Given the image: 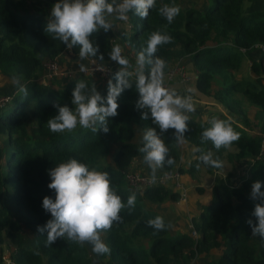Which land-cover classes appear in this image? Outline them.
<instances>
[{"label":"trees","instance_id":"obj_1","mask_svg":"<svg viewBox=\"0 0 264 264\" xmlns=\"http://www.w3.org/2000/svg\"><path fill=\"white\" fill-rule=\"evenodd\" d=\"M204 1V6L199 8L196 0H156L147 19L139 18L134 12L128 13L127 21L111 16L116 22L115 39L112 38L123 52H128V56L123 55L133 64L129 69L132 87L117 98L118 115L107 118V133L99 124L95 133L79 125L71 132L53 133L47 125L58 114L53 105L74 108L71 98L78 80H84L89 88L94 85L106 97L108 81L115 83L114 74L120 70L108 55L113 42L103 30L90 37L94 45H99L97 57L92 58L99 60L98 56L103 54L102 62L110 69L107 78L101 77L103 84L92 79V74L78 70L45 80L41 77L44 59H60L68 48L45 31L49 15L34 9L31 0H0V75L15 89L13 93L5 92L7 99L0 105V136L5 137L7 146L5 160L0 162V264H5L2 260L5 246L9 249L8 264H98L100 261L103 264H195L198 255H205L204 264H264V239L252 235L258 221L251 213L259 201L250 198L253 182L261 181L264 191V142L261 143L264 8L245 5L252 0H201V3ZM164 4L180 7L171 24L159 13ZM156 30L172 38L171 43L159 46L156 53L166 61L164 72L173 63L187 58L195 69L192 80L195 91L216 100L225 109L210 111L205 117L189 116L183 147L177 144L173 129L162 135L174 163L168 165L166 157L164 166L157 170H176L180 176L196 178L203 167L214 176L208 202L191 213L194 235L183 225L172 226L176 215L173 207L167 213L160 208L164 202L180 200L177 190L159 182L129 186L122 173L144 155L139 151L143 131L155 127L150 119L143 120V110L136 108L139 94L135 88V60ZM69 50L73 58L75 54L77 57L78 46ZM151 59L154 61L155 57ZM242 59L247 60L249 70L244 76L237 74ZM71 67L67 65L64 69ZM151 67L148 63L144 65L146 75ZM14 75L27 88V96L13 86ZM249 107L255 109L254 122L247 115ZM213 117L231 122L240 134V139L227 149L216 150L211 142H201V134ZM197 147L211 150L213 158L221 162L227 161L230 170L221 173L220 168L202 163L200 153L195 151ZM73 158L90 169L107 172L111 187L125 204L129 195L136 194L134 209H122V219L100 233L110 248L109 254L98 256L91 244L76 243L66 237L48 245L47 232L37 231L38 225L42 227L51 219L42 207L43 198H55L54 190L48 188L51 182L48 170ZM236 166L239 167L237 182L232 180ZM194 189L198 193L202 191L200 186ZM157 216L170 227L161 231L148 227L147 221ZM249 219L252 225L247 223ZM24 228L31 231L29 236L24 235Z\"/></svg>","mask_w":264,"mask_h":264},{"label":"clouds","instance_id":"obj_2","mask_svg":"<svg viewBox=\"0 0 264 264\" xmlns=\"http://www.w3.org/2000/svg\"><path fill=\"white\" fill-rule=\"evenodd\" d=\"M156 6V0H58L47 18L45 31L53 34L54 39L60 40L68 49L79 47V59L97 57L99 45H94L90 37L103 29L108 32L113 24L107 18L115 16L121 21L128 20V13L134 12L141 19H147L149 12ZM159 13L168 24H171L180 13L178 5L164 4L159 8ZM172 38L159 30L153 31L147 40L146 47L137 53L135 60V88L139 94L136 108L142 111L143 120H151L155 127L147 128L142 134L143 161L151 169V178L156 179L158 168H162L167 158V164L172 165L174 159L169 156V148L162 139L163 133L169 129L174 130L177 144L184 143V135L189 131V115L196 108L191 95H179L174 89L164 86V69L166 61L156 56L158 47L171 43ZM110 60L120 66L114 74L115 83L108 81L106 97L97 91L96 87L89 85L84 80H78L72 91L71 104L60 106L54 104L57 115L47 121L48 128L53 133L71 132L77 125L84 129L97 132L98 127L107 133V118L118 115L117 98L125 90L132 87L129 77L133 67L130 60L122 55V48L114 44L109 52ZM155 57L154 61L153 58ZM103 61V54L98 56ZM152 67L146 75L144 65ZM79 71L86 72L83 63L79 64ZM12 83L25 96L27 88L21 84L18 76H13ZM87 90V91H86ZM157 128L159 132H157ZM240 139V134L234 130L231 122L216 117L211 118L210 126L201 134V142H211L216 150L229 148ZM200 161L212 168H221L222 162L213 158L211 150L204 151L197 147ZM50 183L48 188L54 190L55 198L45 196L42 207L50 213L44 226H37L40 233L47 232L46 243L53 244L58 238H67L70 241L92 246L96 255L110 253V248L101 238V232L112 228L114 222L120 221L121 210L127 207L134 209L136 194L127 197L126 204L111 187L109 174L104 171L90 169L85 163L73 158L67 162L59 163L48 170ZM250 198L255 203L251 215L255 216L258 224L253 226L252 235H259L264 239V191L262 182L255 181L251 185ZM252 225V220L247 221ZM147 226L155 231L164 230L166 225L160 216L147 221Z\"/></svg>","mask_w":264,"mask_h":264},{"label":"rangeland","instance_id":"obj_3","mask_svg":"<svg viewBox=\"0 0 264 264\" xmlns=\"http://www.w3.org/2000/svg\"><path fill=\"white\" fill-rule=\"evenodd\" d=\"M31 1L33 3V8L36 9L41 14H43L44 16L46 15L47 17H48V15H50L51 8L55 4V3L54 4H48V3H45L43 0H31ZM196 2L197 3L199 2L200 4L198 5V7L202 8L206 1L201 3V0H196ZM245 5L250 7V8H252V9L264 8V0H252V2L245 3ZM110 17L111 16H109L107 18L112 22L113 27H112L111 30H109L108 32H104V33L109 38H111V40L113 42V45H114V44H117L116 40H113V38L115 39V37H113V32H114V30L116 28V22L113 21ZM101 30H103V29H101ZM66 50H67L66 52L62 53V58L60 57L61 59L59 61V68L62 69V70H65L64 67L66 65H69V66H72L71 67L72 72L74 70H78L79 71V67L78 66H79L80 63H83L86 66V68H87L89 66H92L91 62H95V61L102 62L100 60H95L92 57H89V58L81 61L79 59V53H78L77 57H76V54H75L74 58H73V54L68 52L69 51L68 49H66ZM123 50L124 49L122 48V55H123V53H125L128 56V52H123ZM67 62H69V64H67ZM110 63H113V62H110ZM114 63H116V62H114ZM180 63L182 65H184L185 72L190 73L191 77H193L192 76V69H191L192 68V64L190 63V60H187V58H186V59L180 61ZM248 71L249 70L247 69V60L246 59H242L241 65H240V68L237 71V74L244 76V75H246L248 73ZM99 76H100V74H98L97 72H92V77L91 78L92 79L100 78ZM103 78H107V77H103ZM178 78H180V80L182 82H184L181 77H178ZM263 80H264V78H263ZM189 82H192V80H190ZM58 83L61 84L62 82L59 81ZM55 85H57V84H55ZM1 89H4V90H1ZM14 90L15 89H14V87H12V84L4 76L0 75V91L4 92V93H0V105L3 104V102L5 100V97H6L5 92L13 93ZM191 94H192V97H193V103H194L195 108H196L195 112H197L198 109L206 110L208 108H210V111L211 110L212 111H216V110L225 111V109L218 102H216V100L212 99L209 96H203V95L199 94L198 92L195 91L193 86H192V92L190 93V95ZM195 95L200 96V98H195ZM195 112L190 113L189 116H195L196 115V114H194ZM254 112H255L254 108H250V107L247 108V115H248L249 119L252 122L255 121V119L253 118ZM207 115H209V114L207 113ZM254 131H256V128L253 129V132ZM6 148H7V146H6L5 137L4 136H0V162L1 163H3L4 160H5L4 156L6 154ZM262 148H264V147L262 146ZM228 168H229V163L226 161V162H222V167L219 170H220L221 173H225L228 170H230ZM238 170H239V167L236 166V169H234V171H235L234 176H232V180H234L236 182L238 181V179L236 178V176H237L236 173H237ZM146 173H150L151 174V172H146ZM212 179H213V175L211 173L210 174L207 173L204 170L203 167L199 170V178L197 179L198 182H201L203 184H210L211 185ZM180 226L183 227L182 225H180ZM23 232H24L25 236H29L31 234V231L29 229H27V228H24ZM8 250L9 249H7V247L5 246L4 250H3V258H2V260H4L3 262L5 264L9 263V260H7L8 259ZM211 255H213V253H211ZM211 255L208 254V256L207 255L206 256L209 258V257H211ZM205 258H206L205 255H198L196 257L197 260L195 261V264H204ZM98 264H103V263H101V261H100V262H98Z\"/></svg>","mask_w":264,"mask_h":264},{"label":"crops","instance_id":"obj_4","mask_svg":"<svg viewBox=\"0 0 264 264\" xmlns=\"http://www.w3.org/2000/svg\"><path fill=\"white\" fill-rule=\"evenodd\" d=\"M68 52H70V50ZM60 57L62 58V55H60ZM60 59L57 58L58 62L60 61ZM67 64H69V62H67ZM191 69H192V74H194L195 73L194 67L192 66ZM95 79L98 80V82H100V84L104 83L102 78L101 79L95 78ZM192 84H193L192 82H189V83L188 82H182L180 80V78H178V76H175V78L171 82L169 89L170 90L174 89L181 96L190 95V93L192 92ZM191 96H192V94H191ZM195 98H200V96L195 95ZM209 112H210V108H208L206 110L198 109V111L194 113L196 115L192 116V117H198V118L199 117H205V115ZM222 112H224V111H222ZM186 114L189 115L190 113H186ZM183 145L184 144H181L182 147H183ZM132 166L135 169H138L140 172H142L146 175H151L150 173H146V172H151V169L143 161V156L137 157L134 160ZM228 169H230V168H228ZM161 173H163V171L157 170L156 176L161 174ZM198 178H199V175L196 178H190L186 175H181L179 178V182H180V185L184 188L185 198L174 201V202H164L162 204V206L160 207L162 209V211L165 213H167L169 211V208L173 207V209H175L174 211H175L176 215H175V218L173 219L174 224H172V226L173 227H175V226L180 227V224H181L184 226L185 230L189 231L190 234H191V225H190L191 213H195L197 211L198 207L201 204L208 202V200L210 198V184H203L201 182H198L197 181ZM169 185H170V189H175L177 191L179 190V188L177 186H174L171 183ZM196 186H200L202 188V191H200L198 193V190L194 189ZM173 187H175V188H173ZM177 214H180V216H177ZM196 260L197 259H195V261ZM195 261H194V263H195Z\"/></svg>","mask_w":264,"mask_h":264},{"label":"built area","instance_id":"obj_5","mask_svg":"<svg viewBox=\"0 0 264 264\" xmlns=\"http://www.w3.org/2000/svg\"><path fill=\"white\" fill-rule=\"evenodd\" d=\"M69 50V49H68ZM92 66L87 67V71L83 72L85 74H92V72H97L101 77H106L109 74V67L102 62H91ZM72 69L62 70L59 68V62L57 57L46 58L43 61V71L41 77L43 79L51 80L52 78H57L59 76L71 75ZM175 76L181 77L184 82H189L195 76V73L192 74L185 72V67L177 61L169 66V68L164 72V86L170 88L172 80ZM7 96L5 97V99ZM264 142V135H262L261 143ZM124 179L129 186H145L152 183H162V184H173L179 188V197L178 199L185 198L184 188L180 185L179 178L180 175L176 170H170L163 172L156 176L155 181L152 180L151 175H146L140 172L138 169H135L132 165L127 166L122 170ZM191 234L194 235V231L191 229Z\"/></svg>","mask_w":264,"mask_h":264}]
</instances>
